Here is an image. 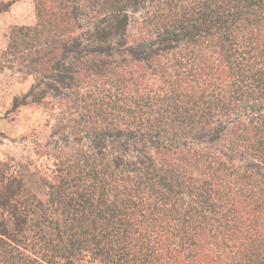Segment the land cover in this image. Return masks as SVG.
<instances>
[{"label": "trees", "instance_id": "1", "mask_svg": "<svg viewBox=\"0 0 264 264\" xmlns=\"http://www.w3.org/2000/svg\"><path fill=\"white\" fill-rule=\"evenodd\" d=\"M33 2L0 68L54 161H0V264H264V0Z\"/></svg>", "mask_w": 264, "mask_h": 264}, {"label": "rangeland", "instance_id": "2", "mask_svg": "<svg viewBox=\"0 0 264 264\" xmlns=\"http://www.w3.org/2000/svg\"><path fill=\"white\" fill-rule=\"evenodd\" d=\"M7 1L0 0V7ZM33 0H14L0 12V61L13 25L35 23ZM1 67V65H0ZM33 77L16 68H0V161L22 163L27 168L26 179L36 188L41 174H51L53 158L45 143L52 131L51 106L45 103H27L13 107L15 96L26 93Z\"/></svg>", "mask_w": 264, "mask_h": 264}]
</instances>
